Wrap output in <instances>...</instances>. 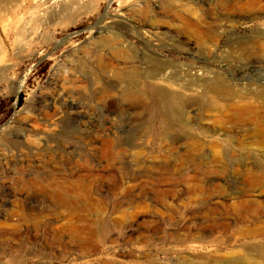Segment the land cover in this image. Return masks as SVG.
Listing matches in <instances>:
<instances>
[{"label": "rangeland", "instance_id": "1", "mask_svg": "<svg viewBox=\"0 0 264 264\" xmlns=\"http://www.w3.org/2000/svg\"><path fill=\"white\" fill-rule=\"evenodd\" d=\"M109 1L0 3V264H264V0Z\"/></svg>", "mask_w": 264, "mask_h": 264}, {"label": "bare ground", "instance_id": "2", "mask_svg": "<svg viewBox=\"0 0 264 264\" xmlns=\"http://www.w3.org/2000/svg\"><path fill=\"white\" fill-rule=\"evenodd\" d=\"M112 0H110L109 2H108V5L110 4V2H111ZM5 2V0H0V3H4ZM52 4H54V1L52 2ZM64 11V10H63ZM59 13V12H58ZM65 14V13H64ZM59 16H60V14H58ZM61 16H62V14H61ZM58 17V16H57ZM64 18V17H63ZM63 20V19H62ZM98 29H100V28H98ZM154 30H156V31H160V30H162V28L161 27H155L154 28ZM99 35V34H98ZM103 45V44H102ZM115 72V71H114ZM112 74H114V73H112ZM116 75H118L119 73H115ZM51 76L53 75V73L52 74H50ZM50 76V77H51ZM129 76V75H128ZM170 79V78H169ZM175 82V81H174ZM21 87V86H20ZM181 87V86H180ZM124 89H123V94H124V96H125V98H127V99H139L140 97H141V94L138 92V90H137V86H135V85H126V86H124L123 87ZM20 89V88H19ZM208 90V89H207ZM210 93H212V94H214V95H216L217 97H218V99L220 100V101H223L225 104H226V106H227V109L228 110H230V111H234V114H236V116H237V120L239 121V122H237V123H240V122H246V123H252V125H253V123H255L256 124V127H257V130H256V132H264V96H256L258 99H262L263 101V103H262V111L260 112V113H257V112H255L254 110H252V109H250V108H248V107H244V108H238V107H236L235 105H233L232 104V98H231V95L228 93V90L227 89H225V88H223V87H221V86H218V85H215V86H213V87H211L209 90H208ZM229 95V96H228ZM233 95V94H232ZM258 101V100H257ZM231 113V112H230ZM234 117V116H233ZM230 119V118H229ZM231 120V119H230ZM229 121V120H228ZM234 123V122H233ZM242 126V125H241ZM244 127V126H243ZM234 128V127H233ZM261 135V134H260ZM193 140V139H192ZM191 140V141H192ZM256 140V139H255ZM173 143V142H172ZM192 144V143H191ZM187 145V144H186ZM48 178V177H47ZM46 178V179H47ZM42 181V180H41ZM45 182V184H46V186H50L49 184H52V181H50V180H45L44 181ZM64 182H65V180L63 181V182H59V185H63L64 184ZM67 182V181H66ZM69 182V181H68ZM76 182V181H75ZM54 183V182H53ZM73 182H71V184H72ZM45 184L43 185V186H45ZM76 184V183H75ZM42 185V184H41ZM69 187H71V186H69ZM67 188V187H66ZM66 188H64V189H66ZM261 188H264V186H262ZM64 191V190H63ZM258 191V190H257ZM257 194L258 195H260L261 194V192L260 191H258L257 192ZM65 198V197H64ZM65 200H62V201H60L61 202V207L63 208V210H65V211H67V210H69V212H67V217H69L70 218V220H73L74 219V212H76V210L77 209H74V208H72L71 206H69L68 205V203H66V202H64ZM67 201V200H66ZM226 201V200H225ZM242 202V201H241ZM245 201H243V203H244ZM79 203V202H78ZM15 204V203H14ZM245 204H247V203H245ZM244 204V205H245ZM243 205V206H244ZM248 205V204H247ZM75 206V205H74ZM78 212V211H77ZM73 221H75V220H73ZM263 232H264V230H263ZM230 261V260H229ZM242 261V260H241Z\"/></svg>", "mask_w": 264, "mask_h": 264}]
</instances>
